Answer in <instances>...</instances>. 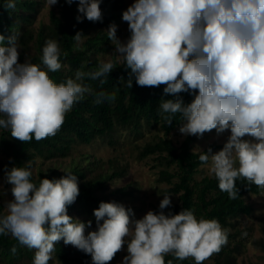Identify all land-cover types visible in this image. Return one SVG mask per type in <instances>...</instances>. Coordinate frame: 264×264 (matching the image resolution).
I'll use <instances>...</instances> for the list:
<instances>
[{
  "label": "clouds",
  "instance_id": "1",
  "mask_svg": "<svg viewBox=\"0 0 264 264\" xmlns=\"http://www.w3.org/2000/svg\"><path fill=\"white\" fill-rule=\"evenodd\" d=\"M77 3V22L102 21V0H65ZM58 0H46L49 9ZM5 10H15L16 0H4ZM129 37H117V25L107 30L115 60L101 61L89 71L78 69L74 77L57 83L49 75L63 68L57 39L44 42L40 63L19 62L20 33L0 34V130L20 142H39L55 136L73 107L93 97V103H114L119 88L96 91L106 77L123 64L127 78L118 84L163 87L158 115L171 126L177 115L183 136L202 138L215 130H230L223 147L213 153L200 151L201 164L210 165L218 187L230 200L238 198L236 181L264 189V0H134L122 13ZM86 37L77 31L74 49ZM181 93L193 96L185 103ZM245 137H248L245 139ZM11 162V158H10ZM11 199L0 214V236H10L21 247L34 250L32 264H49L56 244L63 240L90 255L92 264H109L127 246L121 264H173L193 258L203 264L228 244L230 228L217 219L199 218L194 209L179 213L171 196L163 195L159 211L134 218L122 203L100 202L92 221L68 215L79 196L78 177L71 172L59 179H32L31 165L4 168ZM243 235H247L244 233ZM13 255L17 248L11 249Z\"/></svg>",
  "mask_w": 264,
  "mask_h": 264
},
{
  "label": "trees",
  "instance_id": "2",
  "mask_svg": "<svg viewBox=\"0 0 264 264\" xmlns=\"http://www.w3.org/2000/svg\"><path fill=\"white\" fill-rule=\"evenodd\" d=\"M43 0H16L15 10H5L0 0V34L6 37L12 32L20 33V56L19 62L23 63L25 58L33 63H40L42 48L48 38L57 39L62 52L63 68L55 73H49L50 77L57 83L74 77L76 70L89 71L97 67L101 62L98 53H102L114 47L108 40L106 28L117 22L121 17V6L123 0H102L100 8L102 21L90 22L86 18L83 22H77V3L68 5L65 0H58V13L51 11L49 23L42 25L37 31L31 27L35 12ZM77 31H81L84 37L80 50L74 49L72 37ZM123 64L118 63L108 77L106 83L101 86L99 80L85 81L91 83L96 91L113 90L117 86L119 91L114 103H93V97L88 96L85 100L77 103L67 113L65 122L59 132L53 136L37 142L34 138L31 142H20L11 137L7 130H0V175L4 178V168L7 166L34 165L36 157L42 162L50 161L60 157L71 155L73 146L77 144H90L95 139H101L108 145H116L122 133L133 138L143 133V128L158 127L164 134L177 129L182 122L180 117L174 118L169 127L163 123L158 115V106L161 99H171L165 96L163 85L156 88L137 86L133 80V87L128 89L119 85L121 76L127 78V71ZM185 103L191 102L193 96L181 93ZM196 136H187L180 146H177L170 138L159 136L152 141L146 142L138 150V157L143 159L155 155L164 166L159 170L157 180L166 182L170 186L167 193L177 195V202L172 203L168 211L179 213L182 209H194L195 215L206 219H217L222 227L234 226L233 219L241 215H249L252 206L245 200L248 194H258L263 191L255 185L248 186L246 181H236L239 189L238 198L230 200L227 193L218 187V181L214 174L196 178L199 167L204 165L199 161L200 152L192 150V143ZM207 151V150H204ZM11 158V162H10ZM86 160L72 163L67 170L57 172L53 168H39L35 176L32 171V179L39 183L40 179H59L71 172L78 177L79 196L75 203L68 207V215L82 222L89 220L95 222L93 210L98 208L100 202H109L107 197L99 194L108 182L114 178L121 177L126 172V166L118 164L115 160L102 161L100 159ZM111 169V170H110ZM122 191V190H121ZM2 204L0 203V213ZM154 211H159V206ZM3 214V213H2ZM237 235L230 232L228 244L222 248L220 253L213 254L211 258L214 264H236L235 252L239 244L236 243ZM16 246L17 252L12 254L11 249ZM258 246L264 251V221L261 225V237ZM53 253L57 260L63 262L84 261L91 258L83 253L80 257H70V247L63 240L59 241ZM34 250L21 247L15 239L10 236H0V264H32ZM173 259V264H195L193 258L177 261L171 255L165 260ZM205 264V261L203 262Z\"/></svg>",
  "mask_w": 264,
  "mask_h": 264
},
{
  "label": "rangeland",
  "instance_id": "3",
  "mask_svg": "<svg viewBox=\"0 0 264 264\" xmlns=\"http://www.w3.org/2000/svg\"><path fill=\"white\" fill-rule=\"evenodd\" d=\"M133 2L134 0L122 1L120 9L121 17L115 22L117 25V37L121 41H125L130 35L127 23L122 20V13ZM51 11L58 13V5L56 4L49 9L46 5V0H43L34 14L31 27L37 31L42 25L48 24ZM113 52L114 47L98 53L97 56L100 61L115 60ZM178 128L170 131L168 134H164L163 131L155 126L143 128L142 135L136 138L122 133L118 136L119 143L116 145H108L103 143L101 139H95L90 144H77L73 146L71 155L68 156L44 162H42L40 157H36L31 169L36 176L39 168L48 169L47 167H50V169L53 168L57 172H63L72 163L83 161L85 164L86 160L84 158H88V160L100 159L102 161L115 160L118 164L126 166V172L121 177L114 178L108 182L106 187L98 191V193L105 195L109 202L115 201L122 203L125 207L131 208L135 214L134 218L139 219L147 211H154L165 194L171 196L172 203L177 202L176 194L166 192L170 184L157 180L159 170L164 168V166L161 165L155 155L140 159L138 157V150L143 144L159 136H166L177 146H180L186 137L179 133ZM229 135L230 130L220 136H217L215 130H213L211 133H206L202 138L196 137L192 143V150L200 152L201 150L204 151L211 148L213 153L218 152L222 149ZM247 138L245 137V139ZM212 175L210 165H202L199 167L196 178L200 179L203 176ZM10 187L0 175V203L2 204L0 214L5 212L4 201L12 198ZM245 200L252 206L251 214H243L233 219L234 226L228 227L231 229V232L237 235L236 243L239 244L238 251L235 252L236 264H264V251L258 246V241L261 237V225L264 221V189L258 194L246 195ZM93 230H96V222H93L92 227L86 231ZM244 233H247V235H243ZM68 246L70 247V257H80L83 254V252L77 250L75 247ZM125 255H127L126 245L124 246V250L118 252L109 264H121ZM49 264H92V258L85 259L84 261L63 262L57 260L53 255V260ZM205 264H214L213 258L210 257L205 261Z\"/></svg>",
  "mask_w": 264,
  "mask_h": 264
}]
</instances>
